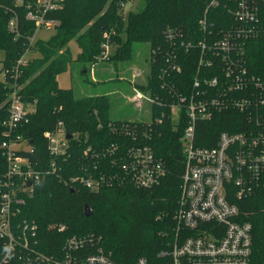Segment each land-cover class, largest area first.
Here are the masks:
<instances>
[{"label":"trees","instance_id":"obj_1","mask_svg":"<svg viewBox=\"0 0 264 264\" xmlns=\"http://www.w3.org/2000/svg\"><path fill=\"white\" fill-rule=\"evenodd\" d=\"M32 1L17 5L15 0H0V52H4L0 74L5 77V82L0 79V143L4 140L1 124L8 117L7 99L16 90L24 102L34 103V111L28 114V122L21 125L18 134L32 145L36 169L46 173L27 199L22 217L38 225L47 245L56 237L63 241L69 236L92 235L100 239L119 264H132L141 257L147 258L149 264H157L162 260L159 253L167 248L175 226L174 214L185 171L181 137L187 119L169 117L172 100L162 89L160 78L166 57L164 54L158 62L156 52L168 49L169 29L177 32L180 40L177 43L191 42L193 47L189 50L182 46L178 49L176 62L182 71L173 75L175 81L191 84L197 74L200 43L223 37L235 25L226 7L229 1L220 0L212 8L209 7L212 0H145L142 11L124 17L123 7L131 0H63L62 8L46 14V18L57 21L55 33L47 40L39 39L31 44L37 27L26 18V3ZM257 5L264 24V0H257ZM205 16L210 27L206 32L200 25ZM13 17L18 19L17 38L8 28ZM73 40L80 48L75 59L69 47ZM135 41L148 43L151 49L147 83L138 86L155 99L150 105L149 121H113L108 95H78L73 81L71 88L59 86L57 77L67 71L73 73L78 69L86 74L87 67L102 56L103 44L115 48L110 60L122 61L129 59ZM29 51L39 53L40 57L19 65ZM242 58L249 74L264 82V36L246 39ZM162 98L166 99V105L156 103V99L159 102ZM162 112L166 117L159 121ZM239 121L245 123L232 108L208 121H199L197 145L215 146L221 132L243 130ZM59 123L68 135L77 138L68 140L63 156L52 159L45 134L55 130ZM127 127L136 128V137L122 132ZM137 143L150 145L167 168L162 182L149 189L111 178L120 172L115 161L124 151L122 148ZM5 168L2 156L0 173ZM88 178L102 184L99 190L84 185L82 179ZM85 205L91 210L89 216ZM239 207L240 219L253 227V264H264V192L242 198ZM53 225H64L66 232L50 231Z\"/></svg>","mask_w":264,"mask_h":264},{"label":"built area","instance_id":"obj_2","mask_svg":"<svg viewBox=\"0 0 264 264\" xmlns=\"http://www.w3.org/2000/svg\"><path fill=\"white\" fill-rule=\"evenodd\" d=\"M228 1L226 7L235 25L223 37L200 43L197 74L191 84L173 79L174 74L182 71L176 62L177 51L181 46L189 50L193 47L191 42L177 43L180 41L177 32L169 29L168 49L156 52L158 62L164 54L166 57L160 78L162 89L172 100L169 117L187 119L181 137L185 171L174 214L175 226L167 248L159 253L162 260L157 264H253V227L240 219L239 200L264 192V82L249 74L242 55L246 39L264 36V24L257 0ZM22 3L25 0H15L17 5ZM219 4L220 0H212L209 7ZM62 7L63 0H33L26 3V18L35 23L37 31L55 28L57 21L46 18V14ZM200 25L204 32L210 30L206 16ZM8 28L15 38L19 36L16 17L9 21ZM108 46L103 44L104 58ZM24 56L19 65L29 62ZM211 72L217 74L210 77ZM0 79L5 82L4 74H0ZM134 92L133 102L146 101L150 105L155 102L137 87ZM7 100L8 117L1 124L4 140L0 143V159L3 156L6 162L4 172L0 173V264H119L95 236H69L63 241L56 237L47 245L38 225L22 217L27 199L46 173L36 169L32 145L18 134L21 125L28 122V114L34 111V104L30 107L31 103L18 97L16 90ZM157 100L160 105L167 104L164 98ZM230 108L245 119V123H238L243 130L221 132L213 147L198 146V122L208 121ZM165 117L166 113L162 112L159 121ZM122 132L134 137L137 133L136 128L129 127ZM67 136L62 123L45 134L52 159L67 152ZM122 149L115 161L120 172L111 178L149 189L159 185L167 175L164 162L150 145L137 143ZM22 151L28 154H21ZM82 182L91 190L102 186L91 178ZM50 231L65 233L66 227L53 225ZM132 264H149V261L141 257Z\"/></svg>","mask_w":264,"mask_h":264},{"label":"rangeland","instance_id":"obj_3","mask_svg":"<svg viewBox=\"0 0 264 264\" xmlns=\"http://www.w3.org/2000/svg\"><path fill=\"white\" fill-rule=\"evenodd\" d=\"M146 5L145 0H131L123 7V16L127 17L130 12H140ZM55 33V28L39 29L32 39L34 44L37 40H47ZM125 38V35H122ZM72 56L75 59L80 48L75 40L69 44ZM115 48L110 45L105 48L106 57L100 56L97 62L87 67L86 74L77 71H67L57 77L59 86L63 89L71 88L75 82V89L78 95L106 94L111 103L110 119L113 121H143L151 118V106L146 101L133 102L134 88L147 83V75L150 70L151 49L145 42H133L132 53L126 60H110ZM25 59L33 61L38 57L34 51H29ZM4 52H0V69ZM139 89V88H138ZM142 94L147 95L142 91ZM30 104V107H33ZM91 211V210H90Z\"/></svg>","mask_w":264,"mask_h":264},{"label":"water","instance_id":"obj_4","mask_svg":"<svg viewBox=\"0 0 264 264\" xmlns=\"http://www.w3.org/2000/svg\"><path fill=\"white\" fill-rule=\"evenodd\" d=\"M72 136L71 135H68L67 138L70 139ZM85 213H86V216H89L90 215V209H89V206L88 205H85Z\"/></svg>","mask_w":264,"mask_h":264},{"label":"crops","instance_id":"obj_5","mask_svg":"<svg viewBox=\"0 0 264 264\" xmlns=\"http://www.w3.org/2000/svg\"><path fill=\"white\" fill-rule=\"evenodd\" d=\"M37 53V52H36ZM80 53V52H79ZM38 54V57H40V54L39 53H37Z\"/></svg>","mask_w":264,"mask_h":264}]
</instances>
